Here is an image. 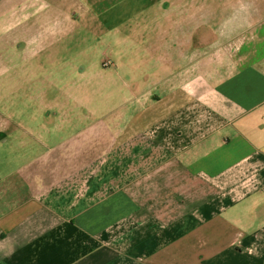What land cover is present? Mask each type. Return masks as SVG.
<instances>
[{
    "label": "crops",
    "instance_id": "1",
    "mask_svg": "<svg viewBox=\"0 0 264 264\" xmlns=\"http://www.w3.org/2000/svg\"><path fill=\"white\" fill-rule=\"evenodd\" d=\"M244 1L224 33L220 6L153 0L165 73L68 137L31 63L138 1L0 0V264H264V0Z\"/></svg>",
    "mask_w": 264,
    "mask_h": 264
},
{
    "label": "rangeland",
    "instance_id": "2",
    "mask_svg": "<svg viewBox=\"0 0 264 264\" xmlns=\"http://www.w3.org/2000/svg\"><path fill=\"white\" fill-rule=\"evenodd\" d=\"M134 1H138L139 10L104 17L102 21H107V25L102 22L100 27L78 23L69 40H60L47 47L38 60L31 63L39 82L37 86L41 90L42 107L59 118H62L63 111L75 108L73 124L65 125V136L87 133L88 129L102 127V122L110 125L119 116L121 105L125 102L127 84L135 81L146 85L157 81L158 76L165 73L166 63L150 54L158 41L166 37V29H157L158 20L155 21L156 29L149 28L153 27L151 19L158 18L160 14L156 13L153 0ZM252 1L255 5L258 3V0ZM142 2H148V5ZM179 4L209 8L220 6L223 13L219 14L218 26L227 33L230 31H227L226 7H241L245 1L166 0V8ZM202 16L204 23L210 21L209 13ZM234 19L242 26L243 14H236ZM119 59L123 62L117 61Z\"/></svg>",
    "mask_w": 264,
    "mask_h": 264
}]
</instances>
